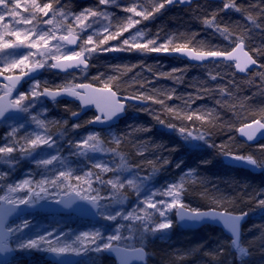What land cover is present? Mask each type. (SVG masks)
Wrapping results in <instances>:
<instances>
[{"label": "trees", "instance_id": "1", "mask_svg": "<svg viewBox=\"0 0 264 264\" xmlns=\"http://www.w3.org/2000/svg\"><path fill=\"white\" fill-rule=\"evenodd\" d=\"M40 1L50 3L59 0ZM91 1L93 0H79V5L85 6ZM232 1L234 3L229 0H199L187 7L166 6L154 18L142 19L140 28L156 39L157 45L164 44V38L174 33V45L187 43L189 47L203 51H229L235 45L232 41L244 36L248 50L264 65V56L256 55V50L264 51V3L260 0ZM224 3L235 4L242 11L224 9ZM177 9L178 14H170V11ZM249 14L255 17L259 27L248 19ZM205 19L213 20L214 23L205 26ZM225 29L227 32L223 31ZM214 36L218 42H209L208 38L213 39ZM96 55L89 58L90 73L86 75L85 81L93 83V77L100 74H103L102 79L115 76L117 80L113 89L117 90L118 85L119 93L135 95L143 92L164 102L160 104L146 101L145 106L130 104L127 116L118 124L98 130L103 137L102 151L114 159L119 167L133 171L139 177L154 179L158 184L167 178L180 181L183 176L182 201L189 207L249 213L243 226L241 243L246 252L240 254L231 246V238L218 227L207 225L194 231L183 230L175 220L173 209L170 213L173 221L170 237L152 240L147 235L149 239H144L143 245L139 240L134 241L135 247L143 246L148 251L146 264H264V238H261L264 231L261 228L264 225V207H257L258 199H264V196H256L257 192L264 189V168L263 172L254 173L228 166L220 150L223 145L234 154H253L257 158H264V154L256 151L258 144H264V141L248 144L238 135V127L251 121L252 113L264 108V81L259 75L264 72V68L260 67L247 76H241L235 72L230 62H211L219 69L206 75L200 65L157 55L156 52L145 54L132 50L119 56L106 53H101L99 57ZM172 62L186 65L189 71L187 76L177 77L175 83L169 82L170 76L162 75L167 72L160 66L164 63L167 66ZM45 72L48 70L45 69ZM51 73L55 74L52 70ZM95 84L101 86L99 81ZM56 85H62V82L53 81L47 86L55 88ZM45 104L49 109L46 117L55 119L57 123L64 120L68 125L78 123L82 127H89L85 121L94 116L93 112H89L75 122L71 112L79 109L76 102L59 100L46 101ZM200 106L201 111L196 109ZM169 108L173 112H169ZM202 111L206 114H202ZM189 112L194 115L193 121L182 119ZM196 116H204L205 121L202 123L195 119ZM157 117L164 124H160ZM66 124L56 125L54 132L59 136L61 133L65 134ZM169 124L175 125L177 129L187 127L207 131L208 143L184 139L176 129L168 128ZM22 129L26 133L23 127ZM109 132L117 134L119 143L117 140H109ZM193 169L194 175H186ZM125 196L128 201L133 200L130 193ZM31 215L41 220L40 224L50 217L38 212ZM60 217L66 219L67 226L63 228L64 237L61 240H73L85 227L103 229L108 226V220L104 221L103 215L94 222L83 221L72 215ZM40 226H34L27 238L41 235ZM140 231L137 230V234ZM13 259H19L21 264H49L40 248H32L28 253L16 250ZM101 261L103 264H115L113 258L106 253L101 256Z\"/></svg>", "mask_w": 264, "mask_h": 264}, {"label": "snow or ice", "instance_id": "2", "mask_svg": "<svg viewBox=\"0 0 264 264\" xmlns=\"http://www.w3.org/2000/svg\"><path fill=\"white\" fill-rule=\"evenodd\" d=\"M112 4L116 3V0H110ZM189 0H148V3H132L131 6L124 9L125 12L134 14L137 17H141L144 20L149 18H154L156 13H160L166 6L172 4H185ZM261 3H264V0H260ZM109 3V0H99V4L105 5ZM138 8L142 9L138 11ZM224 9L233 8L236 11H242L241 8H237L235 4L224 3ZM150 9V10H149ZM25 13L26 15H22ZM52 12L53 19L44 20L42 17L48 16L49 12ZM264 11V10H262ZM59 15L63 16L64 13L61 12ZM105 16L107 18L108 13L94 11L91 8H86L78 15L75 16L76 22L80 25L81 29H86L92 27V23H95L100 16ZM57 16L56 9L52 3H37V0H0V50H16L24 48L27 50L26 55H22L19 59H13L10 62H5L4 67L0 68V77H4L7 83L3 84L0 87V91L3 92V95H0V120H3L5 115L10 110H22L26 113L29 112V108L34 106L35 102L42 96L51 97L53 100L56 97L61 95H68L77 99L80 103V108L88 105H94L97 109V114L94 117H91L89 120L85 121L86 124L94 122H104L110 120L112 117L124 111L127 102H143L153 101L154 103L163 104L162 100H156L153 96L146 95L143 92L139 94L124 96L121 97L118 95V85L117 90H113V84L116 82L117 77L108 76L107 79H102L103 74H100L96 77H93V83H80L74 84L68 82L65 85H56L55 90L48 86L43 87V91H40L41 84L47 85V81L41 82L39 80H34L33 83L29 85L28 91H18V95L15 99H12L13 90L17 88V84L20 83L21 79L30 75L33 72L38 71L39 69L45 68L46 66L51 69H74L78 68L83 73L87 71L88 68V58H90L94 53L99 51L110 52V51H132L136 50L141 53L148 52H171V53H181L185 54L191 59L196 61H204L206 58H213V62H235V68L240 72H245L249 65H256L257 60L253 59V56L249 55L248 52L244 51L245 43L244 36H240L235 43V47L231 48V51L228 50H196L195 48L189 47L187 43L184 44H173V38L169 37L164 44L157 45L156 39H149L146 43H137V38L144 36V33L138 31L136 35L131 37V43L128 39L123 41V45L116 48H101L100 46L105 45L109 40L116 39L117 36H120L124 31H127L129 28H133L134 25L139 24L140 20L133 19L131 15L127 17V21L124 24L119 25V31H116L114 34L109 32L111 24L103 28V39L99 40V44L94 40V36L97 35V31H93L92 34L87 35L86 40L79 45V50L69 51L66 47L64 51L66 54H53L51 48H49V42L51 40H58L61 43L56 45V53H60L61 47L66 45H77L78 37L74 34L71 25L67 27V35H61L57 37L55 31L52 28L45 31L43 26H53L59 27L61 21L55 19ZM92 18V22L85 24V21ZM10 21V23H4L5 20ZM248 19L253 21V24L256 27L260 25L256 24L255 17L251 14L248 15ZM205 26H211L214 21L205 19L203 21ZM37 25H40V28H37ZM227 32V30H223ZM127 46V47H125ZM33 50H36L33 52ZM39 55L44 59H35ZM256 55L264 56V51L256 50ZM30 57L32 58L30 60ZM48 57H51L52 63H48ZM219 58V59H218ZM119 66H117L118 68ZM261 68H264V65H260ZM19 70V75H5L6 73H11L15 70ZM176 71V70H173ZM164 76L170 75V73H162ZM261 80L264 81V72L259 73ZM75 79V77H73ZM99 81L101 83L100 87L95 86V82ZM68 111V109H65ZM147 110V109H144ZM169 112H173V109H167ZM78 112H71V116L78 115ZM38 126L43 127V122L36 120L35 117H30ZM182 119L188 121H193L194 115L189 112ZM195 119L200 120L202 123L205 121L204 116H196ZM157 120L160 124H164V121ZM65 123H67L65 121ZM23 127V125H19ZM74 129L81 127L79 124L72 126ZM168 128L176 129L179 134L184 139H196L208 143V132L201 131L198 129H188L187 127L176 128L175 125L169 124ZM238 131L247 138V141H253L257 133L264 132V108H260L258 111L252 113L251 123L243 124ZM17 132L16 127H12L11 133L6 134L5 139H11L15 136ZM63 136V133H61ZM99 133L95 135H89L87 138H83L80 141L76 142L75 148L77 150L76 154H86L87 151L96 152L100 150V141L98 139ZM23 145H21L20 153L21 155H30L37 148L42 146H47L51 148L54 146L57 141H55L51 135H40L35 134L34 138L31 133L24 136ZM119 143V140L116 141ZM12 143H16L12 139ZM71 144V142H70ZM215 147V145H212ZM16 149L12 146H0V154L4 156L7 160L10 158ZM220 150L222 154L227 157H230L234 160L244 161L247 164L254 166L256 168H264V158H257L253 154L249 155H236L231 151L226 150L225 146L221 145ZM257 152L264 154V144H258ZM58 156H52L51 159L39 160L37 161L38 165H49L54 160H58ZM179 165H177L178 167ZM96 168L101 169L104 172L109 171V169L97 163ZM155 171V169H154ZM195 170H191L186 175H194ZM91 175L92 173H85L84 177L76 176L77 185L83 191V183L88 184L87 194L81 196V191H76V188L73 187L68 181L71 179V171L59 172V177L56 180L51 181L50 183L56 187L61 188L63 186L66 191L64 192L63 198L60 200L65 206H70L77 198L87 200L94 207L101 210V215L105 219L110 221H115L117 217H122L125 220H134L140 221L142 224V230L139 232V236H136L134 230L129 226L128 231L130 235L125 237L121 233V228L123 225L118 226L114 231L115 234L108 235L104 238L99 229H96L92 232H82L80 235L76 236L73 244H68L62 242L60 237H56L54 240L52 237L53 233H45L44 235H39L35 238L28 239L24 241L19 247L22 248H45L47 250L62 254L67 252H78L81 249H93L97 252H103L110 250L117 256L119 264H131L133 259L145 261V256L147 255L143 246L137 248L134 246V241L139 240L141 245H143L144 239L147 235L153 234L156 232H162L164 230L171 229L173 226L172 219L169 218L168 213L173 209L176 212L177 217L180 220L191 219L199 220L203 217L218 218L222 221L223 225L231 232L232 240L231 246L235 248L240 254H244L246 249L241 246L240 240V222L247 216V212H241L239 215H234L229 211L218 212L215 210H210L206 212H201L199 209L189 208L182 201V193L184 192L183 180L184 177H181L180 183L170 184L163 192L160 194L169 199H160L158 201L153 200V197L157 195V192L153 191L150 195L145 197V200L142 202L146 205L143 209L144 215L138 216L135 215V210L128 212L126 216L121 212H116L115 215L108 214L104 211L105 204L102 202L104 198H101L99 194L92 195L91 193L95 191L91 187ZM140 183H135L133 180H128V185L137 189L139 194L140 189L144 187V181L147 178L137 177ZM97 180L100 181V177L97 176ZM45 181L38 182L37 186L40 188L39 192H36L32 188L31 181L29 179H24L23 181L17 183L14 187L12 185L8 186L7 193L3 196H0V249L7 247L8 236L14 231L22 230L28 224V221H24L17 228H8L5 227L3 218L13 212L15 208L23 204L35 203L36 200L43 198L41 195L45 193L47 189L43 186ZM101 184L104 181H100ZM108 184H111L113 192L110 197L112 200L117 202H123L122 194L120 189L124 187V184L120 182L117 177L116 181L109 180ZM27 189V196L21 198H13L12 193H16L18 190ZM70 193H75L72 195ZM256 196H264V189H261L256 193ZM214 203L219 204L220 201H214ZM257 207H264V199H258ZM147 209H152V212H149ZM158 213L159 217L162 218L161 222L156 223L153 219L154 214ZM261 228H264V225H261ZM261 238H264V231L261 233ZM64 240V239H63ZM66 241V240H64ZM77 245V246H73ZM94 245V247H92ZM123 245V246H122ZM146 264V261H145Z\"/></svg>", "mask_w": 264, "mask_h": 264}, {"label": "rangeland", "instance_id": "3", "mask_svg": "<svg viewBox=\"0 0 264 264\" xmlns=\"http://www.w3.org/2000/svg\"><path fill=\"white\" fill-rule=\"evenodd\" d=\"M230 2H233L232 0H229ZM37 3L43 4L40 0H37ZM46 3V2H44ZM54 5L57 16L55 19L61 21V24L59 27L53 26H43L44 30L47 31L49 28H52L55 31V35L57 37L61 35L67 34V27L68 25H71L73 32L76 34H79L82 37V42L86 40L87 35L92 34L93 31H97V35L94 36V40L97 44H99V40L103 39L104 33L103 28L109 24H111V27L109 29V32L111 34H114L116 31H119V25L126 23L127 17L129 15L132 16L133 19L140 20V23L142 22L141 17H137L134 14H130L124 11L126 7L131 6L132 3H148V0H116L115 4H112L109 0V3L105 5L99 4V0H93L89 2L85 6L79 5V0H59L57 2H50ZM86 8H91L94 11L98 12H106L108 13L107 18L105 16H100L95 23H92V27L81 29L80 25L76 22L75 16L78 15L80 12H82ZM142 10L138 8V11ZM63 12L64 15L61 16L59 13ZM178 9L174 11H170V14H178ZM22 15H26L22 11ZM42 19H53V14L50 11L48 16L42 17ZM92 22V18L89 17L87 21H85V24H89ZM4 23H10L7 19L4 21ZM140 23L134 25L133 28H129L127 31H124L120 36H117L116 39L109 40L105 45L100 46L101 48H116L121 45H123V41L125 39H128L131 43V37L136 35L138 31H141L144 33V36L137 38V43H146L147 40L153 39V37L146 31L140 28ZM40 25H37V28H40ZM171 37L174 38V33H170V35L166 36L164 38V42ZM209 42H218L217 37H213V39L208 38ZM59 42L58 40H51L49 42V48L52 49L53 54H66L64 51V48L66 47L69 51H75L74 49H71L68 45L61 47L60 53H56V45ZM127 47V46H125ZM258 49V48H257ZM79 50V49H77ZM203 50V49H198ZM36 50H33L35 52ZM128 51H110V52H104L99 51L97 53H94L93 55L97 54L96 57H99L101 53H106L110 55L119 56V54L126 53ZM27 50L24 48L16 49V50H0V68L4 67L5 62H10L13 59H19L20 56L26 55ZM95 57V58H96ZM32 58L30 57V60ZM35 59H44L43 57L37 55ZM48 63H52L51 57H48ZM162 70H165L167 73H170V83H175L177 77H185L189 73L188 68L184 64H180L179 62L170 63L166 66L164 63L163 65H160ZM159 66V67H160ZM158 67V68H159ZM202 69H204L202 72L206 73V75L212 73L219 68L209 64L202 65ZM168 68V69H165ZM46 69L48 72H45L40 77L34 79L39 80L41 82L47 81V85L51 82H62V85L67 84L68 82L78 84L80 82H83L86 80V75L90 73L89 69L85 72H75V73H69V74H52L51 68L46 66ZM160 69V68H159ZM160 69V70H161ZM176 70V71H173ZM19 72V70H15L11 73ZM54 72V71H52ZM192 75V74H191ZM190 75V76H191ZM75 77V79H73ZM195 77V76H194ZM30 81L29 83L25 84L22 88L16 89V93L13 97L15 99L18 95V91H28L29 85L33 83V81ZM195 80H197L195 78ZM43 83L41 84L40 91H43V87L47 86ZM3 84L0 86L2 87ZM3 93L0 91V94ZM46 100L43 97H40L34 104V106L29 108V112L26 113L24 111H21V114L19 116H16L14 118L8 119L6 121L0 122V146H5L7 144L8 146L14 147L16 150L10 154V158L7 160L4 158L2 154H0V196H3L7 193V189L9 185H12L13 187L23 181L24 179H29L31 181V187L35 189L36 192L40 191V188L37 186L38 182L45 181L43 186L47 189L45 193H42L41 195L43 198H40V200L45 199H57L64 195V192L66 189L61 186V188L54 187L50 182L53 180H56L59 177V172L65 171L69 172L71 171L72 176L71 179L68 181V183H71L74 188H76V191H81L80 187L77 185V181L75 179L76 176L85 177V173L91 172V187L95 190L91 194L97 195L103 199V203L106 205L104 211L108 214L115 215L116 212L123 213L124 216L127 215L128 212H132L135 210V215L143 216L144 212L143 209H145L146 205L142 203L145 200V197L150 195L151 192L155 191L157 192V195L153 197V200L158 201L160 199H169L167 197H164L160 193L163 192L170 184L174 183H180V181H172L170 178H167L161 183H157L154 179H146L144 181V187L140 189V192L138 194L137 189L128 185V180H133L135 183H140V181L137 179L139 177L137 173L133 171H129L126 168L119 167L115 160L108 157L107 153L102 151V141L103 137L101 135V132L89 128V127H79V128H73L72 126L78 123H71L66 124L63 120L60 123H57V121L54 119L47 118L48 115V107L45 104ZM199 111L202 110V107L196 108ZM206 114L205 111H202V114ZM30 117H35L36 120L43 122V127L38 126L34 121L30 119ZM62 124V125H68L67 129L65 130V134L63 136H59L54 132V128L56 125ZM19 125H23V128L26 133H23L22 127ZM80 125V124H79ZM12 127L17 128V132L14 137L11 139H5L6 134L11 133ZM108 130H106L107 133ZM31 133L33 135V138L35 134L40 135H51L52 138L57 141V143L52 146L51 148L47 146H42L37 148L35 151H33L30 155H21L20 148L21 145H23V137ZM96 133H99V141H100V150L96 152L87 151L86 154H76L77 150L75 148L76 142L80 141L83 138H87L90 134L95 135ZM109 140L111 142H114L118 139L117 134L114 132H109L108 136ZM12 139L16 141V143H12ZM71 142V144H70ZM58 156V160L52 161L49 165H38L37 161L39 160H45V159H51L52 156ZM99 163L101 165L106 166L109 171L104 172L101 169H98L95 167V165ZM97 176L100 177V181H104L103 184L100 183V181L97 180ZM117 177L119 178L120 182L124 184V187L120 189V193L123 197V202H117L116 200L110 199L113 189L111 184H108L107 181L112 180L116 181ZM83 191H81V196L87 194L88 191V184L83 183ZM126 193H130L132 195V201H128L127 197L125 196ZM28 191L27 189L18 190L16 193H12L11 195L13 198L16 197H25L27 196ZM39 200V199H38ZM187 205V204H185ZM188 206V205H187ZM189 207V206H188ZM192 208V207H189ZM197 209V208H193ZM149 212H152V209H147ZM171 213V212H170ZM170 213H168L169 218ZM37 217L34 215H27L25 217H22L20 219L15 220L9 225V228H17L20 224H22L24 221H28V224L25 228L22 230H14L12 232V239L10 241V244L15 250H18L19 252H25L28 253L32 248H22L19 247L20 244H22L24 241L28 240L27 236L31 233V229L34 226L41 225L39 228V232H41V235H44L45 233H53L54 236L52 239L54 240L56 237H64L63 228L66 226V219H63L60 216H50L48 219L44 221V223L40 224L41 220H37ZM101 219V211H100V217ZM153 219L156 223L161 222V219L159 217L158 213L154 214ZM107 219H104V221ZM123 225L121 228V233L123 236L128 237L130 235L128 228L129 226L132 227L134 230V233L136 236H139L137 234V230H142V224L140 221H134V220H125L122 217H117L115 221L108 220V226H105V228H97L101 230V234L104 238H106L108 235L115 234V229ZM65 230V229H64ZM96 229L93 228H83L81 232H78L75 235V238L71 241H64V243L73 244V241H75L76 236L80 235V233L88 231L92 232ZM67 231V230H66ZM171 229L164 230L162 232H156L153 234H149L151 236V239H156L159 237H163V239H166L170 237L171 235ZM70 232L69 230L67 231ZM149 238L146 236L145 240H148ZM74 247L77 245H73ZM123 246V245H122ZM46 248V245L44 246ZM94 247V245L92 246ZM45 248H40L45 254L50 252L49 250ZM103 252H97L93 249H81L78 252H68L73 254H86L87 258L84 260H81L79 264H103L101 261V256L105 253ZM8 264H21L19 259H13ZM46 264V263H42ZM51 264V263H49Z\"/></svg>", "mask_w": 264, "mask_h": 264}, {"label": "water", "instance_id": "4", "mask_svg": "<svg viewBox=\"0 0 264 264\" xmlns=\"http://www.w3.org/2000/svg\"><path fill=\"white\" fill-rule=\"evenodd\" d=\"M197 1H199V0H189L188 3L182 4V5L181 4H172V5H168V6L187 7V6L193 5V3L197 2ZM207 1L215 2V1H222V0H207ZM74 34L77 35V37H78V43H77V45H68V46L71 49L77 50L79 48V45L81 44V36L76 34V33H74ZM233 47H235V45ZM229 51H231V49ZM244 51L248 52L249 55L253 56V59L257 60V64L256 65H249L248 69L245 72H240L239 70H237L235 68V62L230 61V63H233L235 72L241 76H247L250 72H252L256 69H259L260 65H261V62L248 50V48L246 47V44H245ZM157 55H165V56L171 57V58H179L182 60H186L188 63L193 64V65H204V64H208V63L213 62V58H206L204 61H196L194 59H191L187 55L181 54V53L160 52V53H157ZM215 63H218V62H215ZM89 68H90V60L88 59V68L87 69H89ZM44 69L45 68L39 69L38 71L33 72L30 75L22 78L20 83L17 84L16 89L21 88L25 84H27L28 82L40 77L43 74ZM52 70L56 73H61V74L75 73V72L80 71V69H78V68L77 69L76 68L66 69L63 71L60 69H52ZM5 75L17 76V75H19V72L6 73ZM5 83H7V81L4 79V77H0V85L5 84ZM80 83H92V82H85L84 81V82H80ZM80 83H78V84H80ZM95 86L100 87V85H97V84H95ZM16 89L13 90L12 96L15 93ZM52 89L55 90V88H52ZM113 90L115 91V89H113ZM0 95H3V93ZM118 95L121 97L130 96V95L121 94L119 92H118ZM12 96H11V98H12ZM43 98L49 102L59 101V100H67V101H74V102L78 103L79 110L76 112H78L79 114L73 116V119L75 121H79L82 117H84L87 113H89L91 111L94 113V116L97 114V109L95 108L94 105H88V106H84L83 108H80L79 101L77 99H75L74 97H71L68 95L58 96V97H56L55 100H53L51 97H47V96H43ZM130 104L131 105L145 106L146 102H143L142 104H141V102H138V101L137 102H127L124 111H122L121 113H118L117 115L112 117L110 120L104 121V122L89 123L88 126L93 127L95 129H107V128H110V127L118 124L123 118H125L127 116V113H128L127 110H128V107ZM21 111L22 110H10L5 115L4 119L0 120V122L20 115ZM248 123H251V121L245 122L244 124H248ZM242 125H240L238 127V129ZM238 135L243 141H245L248 144H258V143L264 141V132L257 133V136L253 141H247V138L244 137L239 131H238ZM236 155H239V154H236ZM223 159H224L225 164L228 166H231V167H238V168H242V169H247V170L254 172V173L263 172V168H256L254 166L247 164L244 161L234 160V159L227 157L225 155H224ZM70 194L75 195V193H70ZM63 196H61L57 199H54V200H51V199L39 200V201H35V203L23 204V205L17 206L13 212H11L10 214H8L7 216H5L3 218V222L5 224V227L9 228V225L12 222H14L15 220L20 219L22 217H25L28 214H32V213H36V212L45 213V214H48L50 216L73 215V216L78 217L81 220L89 221V222L99 220L100 209L94 207L90 202H88L87 200H84V199L77 198L70 206H65L64 204H62L60 202V200L63 198ZM199 210L201 212H206V211H210V210H215L218 212L227 211V210L217 209V208L199 209ZM231 213L234 215H239L241 212H238V213L237 212H231ZM248 218H249V213L240 222V240H241V242H242V236H243V226L246 223ZM175 220H176L177 224L183 230H186V231H194V230H197L201 227L209 225V226H214V227H218L219 229H221L225 235H227L231 238V240L233 238L231 232L223 225L222 221H220L218 218L203 217L199 220H191V219H187V218L184 220H180L177 217L176 212H175ZM11 238H12V233L8 236L7 247L0 249V264L9 263L15 255V250L13 249L12 245L9 242ZM137 248H140V247H137ZM143 250L147 254L146 249L143 248ZM106 253L110 257L114 258L116 260L117 264H119V260L117 259V256L115 255V253H113L110 250H107ZM86 257H87L86 254H73V253H68V252L58 254V253H54V252L50 251L46 254V259L51 264H78L81 260L86 259ZM145 261H147V255L145 256ZM145 261L133 259L131 264H145Z\"/></svg>", "mask_w": 264, "mask_h": 264}, {"label": "flooded vegetation", "instance_id": "5", "mask_svg": "<svg viewBox=\"0 0 264 264\" xmlns=\"http://www.w3.org/2000/svg\"><path fill=\"white\" fill-rule=\"evenodd\" d=\"M113 260L115 261V264H117L116 260L115 259H113Z\"/></svg>", "mask_w": 264, "mask_h": 264}]
</instances>
